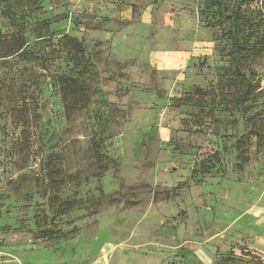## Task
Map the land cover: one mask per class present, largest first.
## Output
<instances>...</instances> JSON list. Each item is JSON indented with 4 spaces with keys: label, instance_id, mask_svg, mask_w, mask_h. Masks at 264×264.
<instances>
[{
    "label": "rangeland",
    "instance_id": "374dc122",
    "mask_svg": "<svg viewBox=\"0 0 264 264\" xmlns=\"http://www.w3.org/2000/svg\"><path fill=\"white\" fill-rule=\"evenodd\" d=\"M212 1L0 0V264H264V0Z\"/></svg>",
    "mask_w": 264,
    "mask_h": 264
},
{
    "label": "trees",
    "instance_id": "16d2710c",
    "mask_svg": "<svg viewBox=\"0 0 264 264\" xmlns=\"http://www.w3.org/2000/svg\"><path fill=\"white\" fill-rule=\"evenodd\" d=\"M24 2L26 4L27 2L35 3L36 0H20V2L17 3V5L23 6ZM211 4L216 5L217 7L221 6L220 1L217 0L212 1ZM4 15H6L13 23L16 20L13 12L9 8L5 11ZM229 19H231L232 23H229L227 31L228 34L231 36L232 48H233L232 50L235 51L239 46V42L237 40V36L234 30V27L237 23H234V19L232 17H229ZM208 24L220 28L222 35L225 36V23H208ZM64 38L67 39L73 45L74 48H76L74 55V57H76L78 52L83 48L82 44L80 43V41H78L73 37L64 36ZM27 45L28 43L25 37V29L21 27H18L15 32L0 34L1 57L23 55L26 52ZM72 59L75 60V58L73 57ZM54 82L57 85L63 105V110L67 118H71L75 113L83 110L88 105L91 94L90 87L87 85L84 79L81 78V76L78 73L57 74L54 77ZM247 93H248V83L246 82L245 88L243 90V95L246 96Z\"/></svg>",
    "mask_w": 264,
    "mask_h": 264
},
{
    "label": "crops",
    "instance_id": "0c3cea01",
    "mask_svg": "<svg viewBox=\"0 0 264 264\" xmlns=\"http://www.w3.org/2000/svg\"><path fill=\"white\" fill-rule=\"evenodd\" d=\"M113 6V5H112ZM120 12L125 15V18L130 17L131 12H132V7L128 3H121L120 4ZM146 14H143L142 17H144Z\"/></svg>",
    "mask_w": 264,
    "mask_h": 264
}]
</instances>
